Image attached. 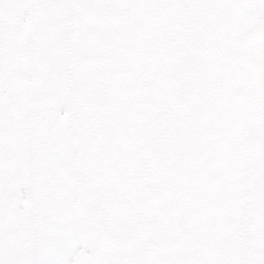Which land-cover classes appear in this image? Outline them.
Here are the masks:
<instances>
[{
	"label": "snow or ice",
	"instance_id": "6c2138e0",
	"mask_svg": "<svg viewBox=\"0 0 264 264\" xmlns=\"http://www.w3.org/2000/svg\"><path fill=\"white\" fill-rule=\"evenodd\" d=\"M0 264H264V0H0Z\"/></svg>",
	"mask_w": 264,
	"mask_h": 264
}]
</instances>
